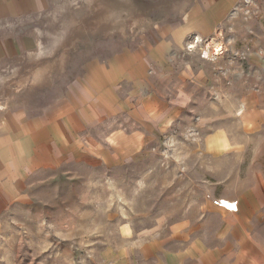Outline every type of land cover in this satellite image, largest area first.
I'll return each instance as SVG.
<instances>
[{
    "label": "rangeland",
    "instance_id": "rangeland-1",
    "mask_svg": "<svg viewBox=\"0 0 264 264\" xmlns=\"http://www.w3.org/2000/svg\"><path fill=\"white\" fill-rule=\"evenodd\" d=\"M45 2L2 46L0 111L64 101L68 123L12 189L0 264H193L197 243L227 245L217 200L264 193V0Z\"/></svg>",
    "mask_w": 264,
    "mask_h": 264
},
{
    "label": "crops",
    "instance_id": "crops-1",
    "mask_svg": "<svg viewBox=\"0 0 264 264\" xmlns=\"http://www.w3.org/2000/svg\"><path fill=\"white\" fill-rule=\"evenodd\" d=\"M45 7V0H0V57L5 55L3 45L8 44L14 56L15 44L28 42L30 39L27 32H22V38L16 37V22L13 21L35 15ZM19 114L15 110L0 111V215L12 200V189L30 176L32 166L35 165L33 161L38 164L45 161L46 158L40 154V150L46 148V140H51L52 131L63 129L68 123V111L64 101L57 102L48 113L33 121H23ZM58 119H61V122L55 128ZM36 121H39L41 127L38 132L31 128ZM31 144L36 145L35 152H31ZM222 200L227 201L229 205L231 202H237V212L229 213L223 206L217 208L232 223L228 224L226 230L227 245L209 246V249L205 250L197 243L195 249L189 252L192 257L187 261L193 264H264V193L259 195L258 191H252L240 199H219L217 203ZM151 253L154 258L149 264L174 262L171 253H165L160 261L156 259V251ZM181 260L179 262L184 264Z\"/></svg>",
    "mask_w": 264,
    "mask_h": 264
},
{
    "label": "built area",
    "instance_id": "built-area-1",
    "mask_svg": "<svg viewBox=\"0 0 264 264\" xmlns=\"http://www.w3.org/2000/svg\"><path fill=\"white\" fill-rule=\"evenodd\" d=\"M216 205H217L218 207L221 206L220 203H218V204L216 203ZM224 209H225L227 212H229V213H231V212H237V202H231V204L229 205V207L225 206Z\"/></svg>",
    "mask_w": 264,
    "mask_h": 264
},
{
    "label": "bare ground",
    "instance_id": "bare-ground-1",
    "mask_svg": "<svg viewBox=\"0 0 264 264\" xmlns=\"http://www.w3.org/2000/svg\"><path fill=\"white\" fill-rule=\"evenodd\" d=\"M219 203H220L221 207H222V206H223V207H225V206H228V207H229V203H228L227 201L222 200V201H220ZM217 204H218V203H217Z\"/></svg>",
    "mask_w": 264,
    "mask_h": 264
}]
</instances>
